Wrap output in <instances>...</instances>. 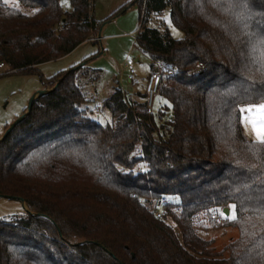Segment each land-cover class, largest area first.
Masks as SVG:
<instances>
[{"label":"trees","instance_id":"1","mask_svg":"<svg viewBox=\"0 0 264 264\" xmlns=\"http://www.w3.org/2000/svg\"><path fill=\"white\" fill-rule=\"evenodd\" d=\"M15 1L30 12L0 0L7 71L29 73L97 36L90 0ZM135 1L137 48L172 71L156 94L167 105L149 111L144 91L129 99L117 86L100 123L79 65L47 78L0 141V196L26 206L0 220V264H264V144L241 128V108L264 102V0ZM164 10L182 38L147 25ZM225 207L236 236L216 250L198 232Z\"/></svg>","mask_w":264,"mask_h":264},{"label":"rangeland","instance_id":"2","mask_svg":"<svg viewBox=\"0 0 264 264\" xmlns=\"http://www.w3.org/2000/svg\"><path fill=\"white\" fill-rule=\"evenodd\" d=\"M132 1L90 0L91 18L99 24L97 34L102 36L100 41L97 36L94 41H84L67 55L38 64L29 73L11 72L5 70V67L0 69V137L6 127L23 114L32 95L43 89L47 78L67 71L74 65H79L76 82L89 99L84 107L88 109L90 116L100 123L112 120L109 112L100 105L114 87H120L129 99H134L136 92L144 91L146 77L151 68L150 59L135 44L136 34L132 32L140 26L142 14H139V3ZM5 4L17 7L25 13L30 12V9L19 5L15 0H8ZM60 5L64 10L69 8L68 0H60ZM124 6L126 8L120 11ZM103 23L105 25L101 27ZM147 25L166 27L173 39L183 37V33L171 23L168 10H164L158 17L151 16ZM128 58L134 61L132 73L125 68ZM83 61L85 62L82 63ZM129 75L132 77L131 81H128ZM159 105H167V101L156 95L153 110ZM248 106L241 108V128L246 138L248 136L250 140H257L256 136L247 134V130L251 128L247 120L252 113ZM259 118L258 114L255 119ZM24 213L25 208L19 199L0 196V220H9ZM232 215L233 210H230L229 216ZM219 216L222 221L229 217L221 213ZM201 220L208 229L199 231L198 234L212 240L216 250L236 236L235 228L223 226L222 223L216 224L205 215Z\"/></svg>","mask_w":264,"mask_h":264},{"label":"built area","instance_id":"3","mask_svg":"<svg viewBox=\"0 0 264 264\" xmlns=\"http://www.w3.org/2000/svg\"><path fill=\"white\" fill-rule=\"evenodd\" d=\"M139 29V27H138ZM134 61L130 58L125 61V68L129 73L133 72ZM4 68L2 62H0V69ZM171 69L166 68L161 62L155 61L152 64V67L146 77L145 87H144V95H145V103L147 109L150 111L152 108V104L154 101V97L158 92V88L162 82L164 76L171 74ZM131 76L129 75V79L131 80ZM169 203V200L166 197H162L158 202V208L155 211V216L160 217V207ZM208 219L216 224L222 223V219L220 218L217 211L213 210L208 215Z\"/></svg>","mask_w":264,"mask_h":264},{"label":"snow or ice","instance_id":"4","mask_svg":"<svg viewBox=\"0 0 264 264\" xmlns=\"http://www.w3.org/2000/svg\"><path fill=\"white\" fill-rule=\"evenodd\" d=\"M5 3L8 2V0H4ZM248 110L252 111L255 110L259 114V119H252L249 118L247 122L251 125L252 131L255 133V136L257 138V141L260 144H264V103L258 104V105H249ZM230 208H234L235 206L230 205ZM223 214V213H221ZM228 219H235V216H229Z\"/></svg>","mask_w":264,"mask_h":264},{"label":"water","instance_id":"5","mask_svg":"<svg viewBox=\"0 0 264 264\" xmlns=\"http://www.w3.org/2000/svg\"><path fill=\"white\" fill-rule=\"evenodd\" d=\"M49 90H45V89H42V90H39L36 92V94H33L31 99L29 100L28 102V105L25 109V111L23 112V114L17 118L14 122H12L4 131V133L2 134V136L0 137V141L2 139H4L6 137V135L11 131V129L17 124L19 123L26 115L27 113L29 112L30 110V107H31V103L34 99H36L37 97L43 95V94H46ZM4 197H9V196H4ZM10 198V197H9ZM22 205H23V208H25L26 210V206L24 205V203L22 202ZM222 213L225 215V216H228L229 214V209L227 207L223 208L222 210Z\"/></svg>","mask_w":264,"mask_h":264},{"label":"crops","instance_id":"6","mask_svg":"<svg viewBox=\"0 0 264 264\" xmlns=\"http://www.w3.org/2000/svg\"><path fill=\"white\" fill-rule=\"evenodd\" d=\"M104 25H105V23H103L101 27H103ZM137 32H138V28H136V29L132 32V34H137ZM97 39H98L99 41L102 39V36H101L99 33L97 34ZM128 81H131V80H128ZM34 94H36V92H35ZM255 105H258V104H255ZM251 112H252V113L250 114L249 118H252V117H254V116H256V117H254V118H252V119L258 118V113L255 112V110H252ZM247 134H248L249 136H255V135H254L255 133L252 131L251 128H250L249 130H247ZM248 138H249V137L247 136V139H248ZM250 138H251V137H250ZM248 140H250V139H248Z\"/></svg>","mask_w":264,"mask_h":264}]
</instances>
